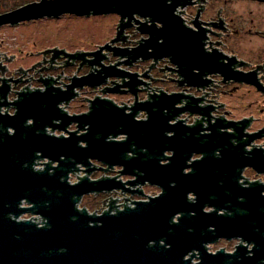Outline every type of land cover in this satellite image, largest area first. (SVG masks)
Wrapping results in <instances>:
<instances>
[{"label":"water","instance_id":"water-1","mask_svg":"<svg viewBox=\"0 0 264 264\" xmlns=\"http://www.w3.org/2000/svg\"><path fill=\"white\" fill-rule=\"evenodd\" d=\"M170 10L161 0H41L0 13V26L66 12H117L122 17L136 12L151 16L153 22L163 20L167 39L160 43V27L152 25L141 29L149 37L140 45L130 51L110 49L113 55H130L126 63L138 57L170 56L171 61L189 66L197 60L198 52L184 45L175 48L177 40L171 27H166L165 13ZM53 51L57 52L53 57L63 52L53 48L43 53ZM112 76L129 77L122 85L136 92L138 82L133 74L102 64L95 72L73 79L65 90L52 87L54 80L49 79H42L43 90L22 88L13 103L14 114H0V264H264V186H238L227 196L231 206L219 211L222 206L213 202L207 191L215 179L209 173L212 149L186 147L175 125L168 123L176 114L172 113L173 96L153 95L128 113L104 99L92 100L90 110L82 114L68 115L60 107L75 96L72 88L76 85L97 86ZM7 93L8 85L3 81L0 96L5 98ZM3 104L7 103L0 102ZM163 108L169 110L167 115ZM139 109L148 112L146 120L134 118ZM72 122L78 129L87 126L85 132L66 130ZM54 130L67 131V136L54 135ZM167 132L172 135L167 136ZM120 135L124 138L118 140ZM165 149L173 155L161 164ZM191 151L204 156L192 163L193 172L183 173ZM129 152L133 155L127 156ZM222 156L230 166L236 161L239 167L256 164L254 153L245 159L229 149L222 151ZM91 160L105 167L92 166ZM36 164L43 168L37 169ZM114 166L121 167L116 176L89 178L93 170L108 171ZM261 167L255 166L264 170V165ZM78 170L86 175H76L78 182L70 184L68 174ZM120 175L134 178L122 181ZM145 183L160 187L161 192L146 199L126 198L122 209H116L118 199L109 197L108 209L100 214L77 207L81 197L89 193L121 189L143 195L128 186ZM190 192L193 199L188 197ZM126 200L132 206L126 205ZM23 202L27 206L21 205ZM206 205L213 209L206 210ZM23 214L32 217L22 219ZM37 218L42 221L36 222ZM219 238H235L239 243L232 252L224 248L209 251L208 244Z\"/></svg>","mask_w":264,"mask_h":264},{"label":"flooded vegetation","instance_id":"flooded-vegetation-1","mask_svg":"<svg viewBox=\"0 0 264 264\" xmlns=\"http://www.w3.org/2000/svg\"><path fill=\"white\" fill-rule=\"evenodd\" d=\"M38 1L41 0H29L26 3ZM161 1L166 8L171 9L165 13L166 27H171L172 36L174 40H177L175 48L184 45L189 50H196L198 54L196 53L195 58L198 61L194 59L191 65L184 66L180 63L181 61L173 62L170 56H162L159 59L138 57L126 63L130 55H113L110 49L120 48L130 51L140 45L149 37V34L142 32L141 29L152 25L155 28L160 27L163 35V37L160 36V43L167 39L163 32L165 31L163 20H160V23L153 22L149 15L142 16L134 12L122 17L117 12L85 15L66 12L57 17L45 16L42 18L57 19L64 16L85 18L113 14L116 19L107 27L110 35L103 41L89 42L83 44L84 46L70 42L52 43L36 53L25 55L21 54L22 50L18 48L16 49L18 54H6L0 51V86L3 81L8 85L6 97L0 96V102L7 103L0 106V114H14L13 103L18 99V90L26 87L44 88L42 79L54 80L50 81L52 87L65 90L73 79L100 69L104 60L110 63L108 66L118 70L120 69L118 66L124 64L127 69L125 71L133 74V80L138 82L135 86V93L131 92L128 85H122L123 82L130 80L129 77L112 76L97 86L83 84L73 87L72 91L75 96L67 104L63 103V111L68 115L87 113L92 100L104 99L112 101L118 107H124L125 112L128 113L131 112L132 107L151 100L150 97L153 95L164 94L168 98L173 96L175 102L172 106L174 110L172 113L176 114L168 119V123L175 125L176 132L180 133L181 140L182 138L185 140L186 147L212 149L213 156L209 165V173L215 179L207 191L210 199L213 198V202L222 206L219 211L225 212L226 207L231 206L230 202L226 201L229 199L227 196L231 190L233 191L238 186L248 187L253 183L264 186V170H258L263 168L261 165H264V0ZM19 6L21 5L16 7ZM31 21L33 20H29ZM24 22L27 21L17 24ZM53 48L63 52L54 57L53 54L57 52L43 53L44 50ZM64 52L72 54L73 57L66 56ZM96 57L101 59L96 62ZM17 58H32V61L28 65L12 66ZM44 75L47 77L44 78ZM54 75L57 76L56 80ZM115 94L124 95L126 99L116 100L112 97ZM76 103H79L78 106H75ZM168 111L167 108H163L162 113L167 115ZM134 118L146 120L148 112L139 109ZM58 122L59 120H55V123ZM84 128L78 129L77 123L72 122L66 130L77 131V134H81L85 132ZM8 129L9 132L13 131ZM46 130L50 132V127ZM52 134L67 136V131L54 130ZM166 135L170 136L172 132H167ZM123 138L124 135L118 136V140ZM178 140L177 137L176 141ZM229 149L231 153L232 151L239 153L245 159L254 153L255 166L258 169L250 165L236 166L237 161L231 163L232 166H230L229 160L226 158L225 160L222 156V151ZM132 155V152L127 154V156ZM172 155V150H163L160 163H167ZM203 156L201 152L191 151L190 156L184 162L188 166L183 168V173L193 172L192 163ZM91 161L92 166L105 167L97 160ZM114 168L115 166L108 171H100L109 173ZM96 170H93L90 176ZM122 176H125L124 180L121 179L122 181L134 178L130 175H121L120 178ZM147 185L150 186L145 183L128 187L135 191H142V188ZM158 188L161 192V188ZM113 191L116 194L121 191V195H116L120 198V204L126 198L136 200L134 196L144 195V193L139 195L136 192L121 189ZM262 193L264 194V191ZM88 195L94 199L101 198V204H103L111 193L99 192ZM193 196L192 192L188 194L190 199H193ZM204 208L208 211L213 209L207 205ZM219 240L226 239L219 238L213 243Z\"/></svg>","mask_w":264,"mask_h":264},{"label":"rangeland","instance_id":"rangeland-1","mask_svg":"<svg viewBox=\"0 0 264 264\" xmlns=\"http://www.w3.org/2000/svg\"><path fill=\"white\" fill-rule=\"evenodd\" d=\"M27 1L29 0H0V12L10 11L16 6L22 5ZM115 19V15L110 14V16L104 15L100 17L85 18H73L67 16L57 19L40 18L31 22L27 21L14 25L7 23L0 26V51H4L6 54H18V51L16 50L18 48L22 50L20 51V53H24L23 55H25L28 53H36L39 49H42L43 47L48 46L52 43L64 44L66 42H70L84 46L83 44H87L89 42L91 43L93 41H103L105 37H108L110 35V32L108 31L107 27L112 24ZM31 61L32 58H17L16 61L12 63V66L18 67L22 65H28L29 63H31ZM102 63H104L103 65L105 66H108L110 64L107 63L105 60ZM118 68L127 70L124 67V64L119 65ZM56 75H58V73ZM56 75H54L55 80L57 78ZM46 77L47 76L44 75V78ZM20 90L21 89H19L18 91ZM112 97H114L116 100L126 99V96L124 95L122 96L115 94L112 95ZM78 104L79 103H76L75 106H78ZM115 168L114 170L116 171H112L109 173H103L100 170H96L93 174H91L90 179H98L103 174H118L120 166H115ZM121 179L124 180L125 176H122ZM69 180H74V177L72 175H69ZM142 191L144 195L134 196L136 200L146 199L148 196H153L159 193L160 189L156 186L147 185L142 188ZM112 195L113 198H116V195L121 194L120 192H118V194H116L115 192L112 193ZM79 205L81 206V208L85 207L89 211L99 212L103 208L101 204V198L94 199L88 194H85L81 197ZM23 206H27V204L24 203ZM29 216V214H23L20 217L22 219H26ZM238 243V239L219 240L216 243L208 244V250L215 252L220 248H224L225 251L231 252L234 250L235 245ZM193 261H196V259H194Z\"/></svg>","mask_w":264,"mask_h":264},{"label":"built area","instance_id":"built-area-1","mask_svg":"<svg viewBox=\"0 0 264 264\" xmlns=\"http://www.w3.org/2000/svg\"><path fill=\"white\" fill-rule=\"evenodd\" d=\"M30 90H33V88H31V87H28ZM45 88V87H44ZM44 88H41V90H43ZM35 89H38V88H35ZM23 90H27L26 88H24ZM19 92V91H18ZM60 107H62V108H64V105L63 104H61L60 105ZM39 163H42L43 161H38ZM41 165V166H40ZM37 169H39V168H43V165L42 164H36V166H35ZM79 169H85L84 168V166H81V165H79ZM119 174V173H118ZM69 175L71 176H73L74 177V180H72V181H70L69 180ZM79 176V177H83V175H86V172L85 171H83V170H78V171H74V173L73 172H70L69 174H68V182L70 183V184H74V183H76V182H78V177L77 176ZM117 174H115V175H105V176H116ZM121 176V175H120ZM120 176L118 177V178H120ZM89 178H90V174H89ZM92 179V178H91ZM121 179V178H120ZM115 190H117V189H115ZM121 192V191H120ZM108 194H110L111 193V195L110 196H108L107 197V199H106V201H105V205L104 204H102V206H103V208L101 209V211H89L87 208V210H88V212L89 213H93V212H95L96 214H100V213H102L103 212V210H105V209H108V207H109V205H107L108 203H109V200H110V198L109 197H111L112 199H115V198H113L112 197V193H115V191H110V192H107ZM121 194V193H120ZM116 199H118L117 201H115L114 202V204L115 205H117L116 206V209H122L123 208V206H124V204H122L124 201H122V203L120 204L119 202H120V198H118V197H116ZM130 199V198H129ZM131 201H133L132 199H130ZM130 200H126V205H129V206H132V203L130 202ZM24 204V202L21 204V205H23ZM119 204V205H118ZM77 207L79 208V209H81V206L79 205V202H78V204H77ZM83 208V207H82ZM85 208V207H84ZM115 210H111V212H114ZM30 215V214H29ZM32 216L30 215L28 218H31ZM28 218H26V219H28ZM36 222H41L42 220H39V218H37L36 220H35ZM38 224H40L41 225V223H38Z\"/></svg>","mask_w":264,"mask_h":264}]
</instances>
